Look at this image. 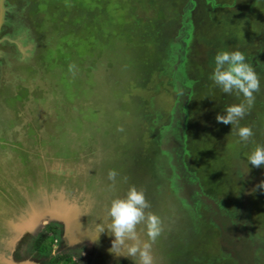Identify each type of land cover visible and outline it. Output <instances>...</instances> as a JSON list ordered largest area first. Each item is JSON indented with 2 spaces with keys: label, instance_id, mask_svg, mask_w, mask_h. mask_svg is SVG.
Returning a JSON list of instances; mask_svg holds the SVG:
<instances>
[{
  "label": "rangeland",
  "instance_id": "rangeland-1",
  "mask_svg": "<svg viewBox=\"0 0 264 264\" xmlns=\"http://www.w3.org/2000/svg\"><path fill=\"white\" fill-rule=\"evenodd\" d=\"M12 1L31 50L22 56L7 43L0 66V264H133L116 256L120 249L109 254L114 237L95 230L133 185L162 221L154 264H237L221 216L200 200L211 193L218 209L233 207V181L253 171L247 157L264 144V94L240 121L255 142L238 143L216 116L244 98L210 76L219 51L239 50L254 65L264 0ZM170 133L182 149L163 146ZM186 181L197 201L179 186ZM39 191L48 197L34 200ZM259 195L248 227L262 232Z\"/></svg>",
  "mask_w": 264,
  "mask_h": 264
},
{
  "label": "clouds",
  "instance_id": "clouds-1",
  "mask_svg": "<svg viewBox=\"0 0 264 264\" xmlns=\"http://www.w3.org/2000/svg\"><path fill=\"white\" fill-rule=\"evenodd\" d=\"M215 68L210 79L221 91L228 95L243 96L239 104H231L217 114L216 121L231 125L230 135L237 136L238 143L255 142L251 126H240L255 103V94L261 91L260 78L253 66L247 62L243 52L219 51L215 57ZM122 131V129H121ZM248 166H264V144H259L247 157ZM251 169L248 167V171ZM115 169L108 172L111 188L115 187L118 176ZM125 181L126 177L123 178ZM264 191V181L255 185L253 193ZM152 204L147 200L143 189L130 186L124 197L114 198L107 209V221L95 224L97 236H113L110 253L120 249L116 256L131 258L133 264H154L153 245L162 235L161 218L151 211ZM110 221V222H109ZM124 251H121V250Z\"/></svg>",
  "mask_w": 264,
  "mask_h": 264
},
{
  "label": "flooded vegetation",
  "instance_id": "flooded-vegetation-1",
  "mask_svg": "<svg viewBox=\"0 0 264 264\" xmlns=\"http://www.w3.org/2000/svg\"><path fill=\"white\" fill-rule=\"evenodd\" d=\"M16 8H17V4L15 1L0 0V18L2 16V13L4 12L3 13L4 20L0 28V66L4 63V60L7 59V56L9 55V53H7L5 50L6 49L5 45L7 43L15 45L17 47V50L20 52L22 56H25L26 54L28 55V52L31 50L30 47L23 46L25 37L19 33L18 26L11 19L13 15H17ZM2 9H3V12H2ZM242 35H244V37L246 36L243 30H242ZM256 36L257 35L254 36V39L264 38V36H261V37H258V36L256 37ZM236 37L237 36L231 37L232 39L230 40L231 41H233L234 39L238 40L236 39ZM260 45H261V49L259 53L252 58L251 63L254 64L253 65L254 70H258L259 72L264 74V52H263L264 51V39L260 41ZM247 46L248 45L246 43L245 44L242 43L239 47L242 49H246ZM253 46L254 45H251V46L249 45L248 47L250 48ZM26 51L27 53L24 54ZM259 60H261L260 63H259ZM260 85H261L260 93L264 94L263 93L264 87L262 83H260ZM185 105H187V103H185ZM212 110H214L213 112L215 113L216 109L213 108ZM178 113H181V110H179ZM214 113L212 114L214 115ZM261 114H262V117H264V109L262 110ZM252 117H255V116L253 115ZM257 118L260 119L259 115L257 116ZM258 129L262 131L261 126H258ZM170 136H172L171 138H173L175 135H172V133L164 135V137H167V139L164 141L163 146H167V148L169 149L173 145V146H176L177 148L176 150L182 149L180 148L183 144L182 140H180V138H177L176 142L174 144H171L172 141L168 140ZM170 151H171L170 153H172L171 149ZM235 181H237V184ZM235 181L233 182L237 189L235 192L237 193L235 194L237 195V198L234 199V202L232 203L233 207L232 205H230L227 208L222 209L223 211L221 209H218L217 205L213 204L214 196L216 195H213L211 193H209V196L212 201H210L208 197L202 194L201 200H200L201 204L202 206L205 207V209L215 210L216 213H218V216H221V218H223L222 221H219L221 219L220 218L218 219V222H217L220 228L219 232L221 233L222 240H224L226 244V249L228 253H230L233 257H235L237 264H263L264 263V236H262L260 233H263L264 230L261 232L260 229H257L259 226L256 227L257 231L251 230L248 227V224L255 211V208H252V206L255 207L256 195L260 194L259 196H262L264 194V191H256L255 193H253V188L255 187V185L259 184L261 181H264V166L260 168H253V171H250V172L249 171L244 172L242 177H236ZM191 185L192 183L190 181H188V183L186 181L183 185L179 184V186L183 190L186 189V191L187 190L189 191L193 201L194 200L197 201L198 200L196 199L197 196L192 194L196 192L195 187H192ZM56 190L57 188L53 189L52 192H55ZM61 191H65V189L64 190L61 189ZM17 192L19 193L18 196L20 198L23 197V195L21 194L22 191L20 192L19 190H17ZM44 192L43 194H41V192L39 191L34 196L33 199L37 200V199H42L43 197L47 198L49 192L47 191H44ZM220 194L222 195V192ZM12 197L14 198V196ZM263 198H264V195H263ZM10 203L14 205L12 198L10 199ZM193 205L197 207V211L200 210L199 209L200 206H197L196 202L194 203L192 202L191 207ZM100 220H102V217H100ZM0 221H4L5 223L4 215L0 216ZM237 221L240 226L236 225ZM256 222H258V220ZM111 241L112 239L106 241L107 242L106 247L108 250L111 247ZM254 252L256 253L254 254ZM108 253L110 254V252ZM239 255L243 256L244 258H239L238 257ZM124 258H125L124 256H120V259L123 260Z\"/></svg>",
  "mask_w": 264,
  "mask_h": 264
},
{
  "label": "water",
  "instance_id": "water-1",
  "mask_svg": "<svg viewBox=\"0 0 264 264\" xmlns=\"http://www.w3.org/2000/svg\"><path fill=\"white\" fill-rule=\"evenodd\" d=\"M2 12H3V9H2ZM3 13H4V12H3ZM3 13H2V16H1V18H0V28H1V25H2L3 20H4V15H3Z\"/></svg>",
  "mask_w": 264,
  "mask_h": 264
},
{
  "label": "bare ground",
  "instance_id": "bare-ground-1",
  "mask_svg": "<svg viewBox=\"0 0 264 264\" xmlns=\"http://www.w3.org/2000/svg\"><path fill=\"white\" fill-rule=\"evenodd\" d=\"M134 110L137 111V112H140V111H142V110H144V109H143L142 107H141V108H139V107H135Z\"/></svg>",
  "mask_w": 264,
  "mask_h": 264
},
{
  "label": "trees",
  "instance_id": "trees-1",
  "mask_svg": "<svg viewBox=\"0 0 264 264\" xmlns=\"http://www.w3.org/2000/svg\"><path fill=\"white\" fill-rule=\"evenodd\" d=\"M55 263H56V261H55Z\"/></svg>",
  "mask_w": 264,
  "mask_h": 264
}]
</instances>
